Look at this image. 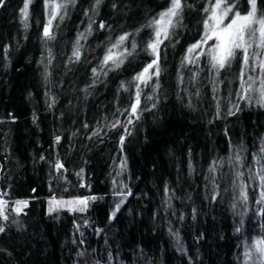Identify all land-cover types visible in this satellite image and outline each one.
I'll return each mask as SVG.
<instances>
[{
    "label": "trees",
    "instance_id": "obj_1",
    "mask_svg": "<svg viewBox=\"0 0 264 264\" xmlns=\"http://www.w3.org/2000/svg\"><path fill=\"white\" fill-rule=\"evenodd\" d=\"M25 2L0 0V264H264V105L241 50L188 51L216 0H181L156 56L171 0Z\"/></svg>",
    "mask_w": 264,
    "mask_h": 264
},
{
    "label": "snow or ice",
    "instance_id": "obj_2",
    "mask_svg": "<svg viewBox=\"0 0 264 264\" xmlns=\"http://www.w3.org/2000/svg\"><path fill=\"white\" fill-rule=\"evenodd\" d=\"M99 2L100 0H97V3ZM29 3L30 0H26L24 4V8L22 9L25 18H27ZM248 3L250 5V11H248L247 14L241 15L239 11L235 12L230 23H228L226 26L221 28L220 25L223 24V20L228 16L229 12L233 11V6L228 4V0H216V3L213 8L212 16L210 17L211 20L215 21V24L212 27V32L214 33L215 38L218 41L212 54L213 67L218 66L219 68H224L227 61L233 58L235 54V50L237 49L241 50L244 53L243 61L245 66H247L249 61L248 47H250L251 45V40H246L245 37L246 35L250 37H254L257 31L259 32L258 46L264 49V14H261L258 17L257 0H248ZM55 7L58 9L60 5H56ZM180 9H181V0H171L170 8L167 11L162 12L159 16V19L155 21V23L160 25L161 27L157 28L156 31V37H157L156 43H152L149 45V47L153 50V53L156 52L157 45L161 42L160 41L161 34L163 33L165 36L167 35V28L164 27V25L165 24L171 25L172 23L171 18L176 16ZM50 24H51V20H49V25ZM205 24L207 27L208 26L207 21L205 22ZM254 25H258L259 26L258 29L254 28L253 27ZM101 27H103V24H101ZM44 35L46 37L50 36L48 27H45ZM211 38L212 36L206 34L205 39H211ZM125 39H126L125 36L120 37L121 42L124 41ZM199 47H200L199 44L193 45V47L189 48L188 51L191 53L196 48ZM74 55L77 58H79V50H76L74 52ZM109 59H112V57L111 56L106 57V61ZM259 66L261 70L264 71V61H262ZM151 67H153L152 64H150L148 68H145L144 73L138 76L136 79L145 81L147 78V73L149 71V68ZM247 90L248 89H245V91ZM261 99L264 100V84H262ZM136 103L137 105L139 104V94L137 95ZM132 111L133 114H135L136 112L135 106H133ZM56 167L60 168L62 167V165L57 163ZM262 196H264V193H262ZM79 203L86 204V201H80ZM26 204H27L26 201H18L17 211H20L21 205L26 206ZM118 207L119 205L117 206V208ZM4 218L7 219V217ZM3 230H4L3 228H0V232H2ZM257 244L258 246L264 245V241H258ZM259 251L261 252V254H264V248H259Z\"/></svg>",
    "mask_w": 264,
    "mask_h": 264
},
{
    "label": "rangeland",
    "instance_id": "obj_3",
    "mask_svg": "<svg viewBox=\"0 0 264 264\" xmlns=\"http://www.w3.org/2000/svg\"><path fill=\"white\" fill-rule=\"evenodd\" d=\"M225 6H227V5H225ZM237 11H239L241 13V15L247 14V12L250 11V5L248 3V0H247V4L242 5V7L235 8L233 6V11L228 13V16L223 20V24L220 25V27L223 28L228 23H230L231 19L233 18L234 13ZM163 12H165V11H163ZM160 14L156 17V21L159 19ZM257 15H258V17L260 16L258 13H257ZM207 24H208V26L206 27V34L209 36H212V38L211 39H205V37H204V39L201 40L200 43H198L200 45V47L196 48L195 51H198L199 53L202 51H206L207 53H209V55L212 59L213 50L215 49V47L218 43L217 39L215 38L214 33L212 32V27L214 26L215 21L210 19V20H208ZM159 27H161V26L157 24V27L154 30L152 43H156V40H157L156 31H157V28H159ZM253 27L258 29L259 26L254 25ZM206 34H205V36H206ZM245 39L251 40V45H250V47H248L249 61H248L247 66H245L244 61H243L244 69L242 72L243 86H242V90H241V97L243 96V94H245V96H244L245 98H247L249 100H253V98H254L256 100V102H258L261 105H264V100L261 99V89H262V84H264V71H262L260 66H259L260 63L262 61H264V49H262L258 46L259 45V32L257 31L254 37H250V36L246 35ZM241 53H242V58H243L244 53L242 51H241ZM156 55H157V53L155 52L154 56H156ZM245 89H248V90L245 91ZM51 201L52 202H49V203L51 204L50 206H52V207H54L58 204L61 205V202H62V201L61 202L58 201V199H54ZM77 203H78L77 201L72 200V201H68L67 203L62 202V206L67 207L70 210L71 209L74 210L75 209L74 206H76ZM0 213H1V205H0Z\"/></svg>",
    "mask_w": 264,
    "mask_h": 264
}]
</instances>
